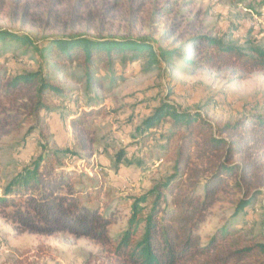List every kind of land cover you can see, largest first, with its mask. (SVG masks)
Listing matches in <instances>:
<instances>
[{
    "label": "rangeland",
    "instance_id": "obj_1",
    "mask_svg": "<svg viewBox=\"0 0 264 264\" xmlns=\"http://www.w3.org/2000/svg\"><path fill=\"white\" fill-rule=\"evenodd\" d=\"M0 28L27 35L38 45L75 34L144 39L156 51L176 49L193 34L264 45V0H0ZM168 29L175 31L172 38L165 35ZM38 62L33 50L0 44V66L12 76L36 70ZM97 69L103 89L90 94L84 92L76 69L71 68L66 79L55 76L72 94L54 99L53 111L41 113L39 122L0 99V194L39 154L40 143L52 150L73 151L78 159L66 164V170L86 167L84 171L100 180L101 211L109 205L108 241L100 245L66 233L20 234L0 215V264H117L110 248L126 226L129 199L171 172L174 143L166 149L167 125L144 135L136 132L162 101L185 111L198 110L219 124L264 116L260 73L238 78L227 72H194L178 60L153 66L145 61L116 62L113 68ZM88 98L99 114L81 124L76 119ZM78 139L85 140L90 156L78 150ZM233 199L223 195L209 210L200 227L202 243L222 226L234 233V242L253 237L264 243L260 227L264 187L232 220Z\"/></svg>",
    "mask_w": 264,
    "mask_h": 264
},
{
    "label": "trees",
    "instance_id": "obj_2",
    "mask_svg": "<svg viewBox=\"0 0 264 264\" xmlns=\"http://www.w3.org/2000/svg\"><path fill=\"white\" fill-rule=\"evenodd\" d=\"M174 33L173 29L165 31L171 38ZM5 43L37 55L34 71L12 76L0 66V99L25 110L27 118L36 122L41 113L53 111L54 99L72 94L55 79L57 75L70 77L71 68L81 73L79 82L86 94L103 89L97 68L110 69L116 62L145 61L153 66L178 60L194 72H227L238 78L264 75V45L240 44L227 37L193 34L176 49L156 51L144 39L88 34L50 38L38 45L27 35L0 28V44ZM92 103L88 98L76 119L79 123L99 114ZM162 124L168 127L166 149L174 143L171 172L145 193L129 199L126 226L110 248L113 259L117 264H264V243L257 238L234 242L235 235L226 226L215 230L206 243L200 236L209 210L223 195L234 198L232 220L260 195L264 187V116L219 124L198 110L185 111L162 101L136 132L148 134ZM85 143L78 139L77 148L90 156ZM39 148L31 163L5 184L0 215L20 234L66 233L106 243L109 205L101 211L100 180L84 171L86 167L66 170V164L78 159L73 151L52 150L44 143ZM260 227L264 237V215Z\"/></svg>",
    "mask_w": 264,
    "mask_h": 264
}]
</instances>
